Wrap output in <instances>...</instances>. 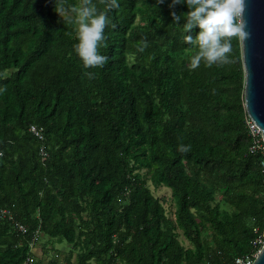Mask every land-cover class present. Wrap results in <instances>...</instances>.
<instances>
[{
	"label": "trees",
	"instance_id": "16d2710c",
	"mask_svg": "<svg viewBox=\"0 0 264 264\" xmlns=\"http://www.w3.org/2000/svg\"><path fill=\"white\" fill-rule=\"evenodd\" d=\"M118 2L109 62L88 80L54 0H0V210L26 226L0 216V264H234L255 249L264 196L240 42L233 63L192 70L185 21L170 15L185 4ZM148 182L170 189L173 217ZM37 229L69 244L63 261L30 248Z\"/></svg>",
	"mask_w": 264,
	"mask_h": 264
},
{
	"label": "clouds",
	"instance_id": "9594fccd",
	"mask_svg": "<svg viewBox=\"0 0 264 264\" xmlns=\"http://www.w3.org/2000/svg\"><path fill=\"white\" fill-rule=\"evenodd\" d=\"M163 3L164 0H157ZM55 13L65 24L75 26L76 43L73 49L82 62L83 75L92 80L96 73L88 69L103 68L109 57L101 53V48H107L108 37L106 29L116 25L112 23L109 14L120 7L118 0H79L78 4H69L68 0H54ZM185 4L188 11L177 15L170 12L174 23L183 19V40L185 44L194 46L189 57L190 67L195 70L203 64L211 68L233 63V38L243 42L249 37L245 31L246 22L243 19L245 0H171L170 8ZM198 28L193 36L192 30ZM133 48L138 53H144L148 48L145 38L135 42ZM152 57H149V60ZM178 150L187 153L190 145H178Z\"/></svg>",
	"mask_w": 264,
	"mask_h": 264
},
{
	"label": "water",
	"instance_id": "95a60500",
	"mask_svg": "<svg viewBox=\"0 0 264 264\" xmlns=\"http://www.w3.org/2000/svg\"><path fill=\"white\" fill-rule=\"evenodd\" d=\"M243 19L249 37L240 42L244 110L264 139V0H245ZM251 264H264V243Z\"/></svg>",
	"mask_w": 264,
	"mask_h": 264
},
{
	"label": "built area",
	"instance_id": "2783aa9c",
	"mask_svg": "<svg viewBox=\"0 0 264 264\" xmlns=\"http://www.w3.org/2000/svg\"><path fill=\"white\" fill-rule=\"evenodd\" d=\"M244 122L247 128L248 135L250 137V145L248 150L251 154H256L260 156L259 167L262 175V179H261L263 186L262 195L264 196V139L260 128L247 115L245 116ZM29 129L32 133H34V135L38 139L40 140L44 139V135L42 133L41 128H38L35 125H30ZM40 154L42 156V159H44L47 156V150L43 145H41L40 147ZM0 216L2 218H7L10 220L13 231L21 232V233H24L26 231V226L20 223L19 221H17L9 209L7 208L1 209ZM41 235L42 233L40 232L39 229H37L33 234V237L29 243L31 249L36 248ZM263 243H264V229L261 230L257 234L256 238L253 240V245L255 247L254 251L249 253L248 255L235 258L234 264H251L255 256L258 254V251L260 247L263 245ZM29 261H30V257L28 256L26 257L24 263L26 264Z\"/></svg>",
	"mask_w": 264,
	"mask_h": 264
},
{
	"label": "rangeland",
	"instance_id": "374dc122",
	"mask_svg": "<svg viewBox=\"0 0 264 264\" xmlns=\"http://www.w3.org/2000/svg\"><path fill=\"white\" fill-rule=\"evenodd\" d=\"M148 186L150 187L153 195L161 199L165 207L166 214L170 217H173L174 203L171 198L170 189L163 185L154 187L149 182ZM177 237L183 245H190L189 242L184 239L179 232ZM36 249L37 252H41L43 251V249L47 250L46 254L43 253V255H41L44 262H47L53 255L61 262L63 261V257L69 249V244H67L65 241H62L60 243L53 242L51 244V242H49L46 237H43L39 240Z\"/></svg>",
	"mask_w": 264,
	"mask_h": 264
}]
</instances>
